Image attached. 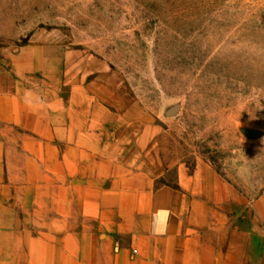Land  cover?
<instances>
[{
  "label": "crops",
  "instance_id": "obj_1",
  "mask_svg": "<svg viewBox=\"0 0 264 264\" xmlns=\"http://www.w3.org/2000/svg\"><path fill=\"white\" fill-rule=\"evenodd\" d=\"M24 51L0 71V264H264V191L249 202L203 161L157 185L152 124L84 89L58 102Z\"/></svg>",
  "mask_w": 264,
  "mask_h": 264
},
{
  "label": "rangeland",
  "instance_id": "obj_2",
  "mask_svg": "<svg viewBox=\"0 0 264 264\" xmlns=\"http://www.w3.org/2000/svg\"><path fill=\"white\" fill-rule=\"evenodd\" d=\"M23 51L58 102L84 89L151 123L157 185L203 161L249 202L264 191V0H0V71Z\"/></svg>",
  "mask_w": 264,
  "mask_h": 264
}]
</instances>
